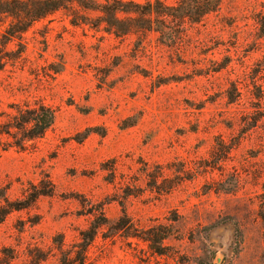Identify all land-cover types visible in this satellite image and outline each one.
I'll list each match as a JSON object with an SVG mask.
<instances>
[{
	"label": "rangeland",
	"instance_id": "rangeland-1",
	"mask_svg": "<svg viewBox=\"0 0 264 264\" xmlns=\"http://www.w3.org/2000/svg\"><path fill=\"white\" fill-rule=\"evenodd\" d=\"M149 18L114 37L59 11L0 70V120L55 109L41 138L0 146V264H54L91 232L92 264H264V0Z\"/></svg>",
	"mask_w": 264,
	"mask_h": 264
},
{
	"label": "trees",
	"instance_id": "trees-1",
	"mask_svg": "<svg viewBox=\"0 0 264 264\" xmlns=\"http://www.w3.org/2000/svg\"><path fill=\"white\" fill-rule=\"evenodd\" d=\"M162 5L161 0H148L144 4L131 0H0V70L6 64L15 66L24 62L27 59L24 34L35 22L59 11L64 12L68 23L73 27H87L114 37H123L157 31L152 28L149 16H171L190 23L198 22L202 16L217 8L219 0H177L176 8H165L167 6ZM90 12L96 13V17H89ZM132 13L136 16H131ZM13 109V112L6 114L5 120H0V146L5 144L3 150L8 147L24 149L27 143L43 136L55 117V109L40 100L25 102ZM258 216L263 227L264 244V199ZM94 235L93 232L81 234V241L77 243L75 250L59 248L60 256L54 264H92L88 250ZM153 235L157 238V233ZM159 235L160 239L165 237ZM143 241L149 247L155 242L148 237L143 238ZM156 254L160 255L162 252L156 251ZM36 258L38 262L47 259L45 256Z\"/></svg>",
	"mask_w": 264,
	"mask_h": 264
}]
</instances>
